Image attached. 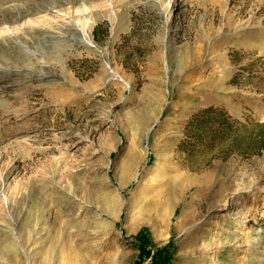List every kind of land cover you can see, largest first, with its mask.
<instances>
[{
  "label": "rangeland",
  "instance_id": "374dc122",
  "mask_svg": "<svg viewBox=\"0 0 264 264\" xmlns=\"http://www.w3.org/2000/svg\"><path fill=\"white\" fill-rule=\"evenodd\" d=\"M0 32V264H264V0H0ZM222 96L248 150L178 156Z\"/></svg>",
  "mask_w": 264,
  "mask_h": 264
},
{
  "label": "trees",
  "instance_id": "16d2710c",
  "mask_svg": "<svg viewBox=\"0 0 264 264\" xmlns=\"http://www.w3.org/2000/svg\"><path fill=\"white\" fill-rule=\"evenodd\" d=\"M100 27V25L95 27L94 34ZM261 125L250 116L242 119L234 118L221 104L201 107L187 119L183 136L177 146V155L182 158H198L210 154L215 157H226L232 153H245L248 148L243 147L244 137ZM257 138L261 139L262 136L258 135ZM256 148L258 151L260 146ZM134 238L141 256H149L151 250L147 247L153 244L147 228H141ZM169 246L170 242L159 248L156 247L151 256V264H169Z\"/></svg>",
  "mask_w": 264,
  "mask_h": 264
},
{
  "label": "bare ground",
  "instance_id": "6f19581e",
  "mask_svg": "<svg viewBox=\"0 0 264 264\" xmlns=\"http://www.w3.org/2000/svg\"><path fill=\"white\" fill-rule=\"evenodd\" d=\"M77 23H78V25H79V30H80V35H79V40H78V42H81V43H83V44H85V45H89V46H92V44L90 43V40H89V33H88V27H89V20L86 18V17H83V18H79L78 20H77ZM5 30L4 29H2V32H4ZM1 33V32H0ZM245 37H247V34H246V31L244 30V31H239L238 33H235L234 35H232L230 38H231V42L233 43V42H236V41H239V40H241V39H244ZM217 53H215V55H216ZM221 83L222 81H217V84L218 83ZM5 87L4 86H2V85H0V93L1 92H6L5 91V89H4ZM8 96V95H7ZM223 101H228V103H229V99H227L226 97H219V98H217L216 100H215V104H219V103H221V102H223ZM170 155V154H169ZM158 165V162L157 161H155L154 162V164H153V166L152 167H154V166H157ZM138 173H136V175H137ZM135 178H136V176H135ZM243 203L245 202V201H242ZM224 208H226V207H224ZM255 210H256V206H254V207H251L250 208V212L248 213V215L249 214H253L254 212H255ZM249 226V224H246V226L245 227H248ZM17 239H18V237H16ZM15 249H16V245H15V243H13V242H8L7 243V245H6V250H8L9 252H11L12 254H15L14 252H15ZM14 251V252H13Z\"/></svg>",
  "mask_w": 264,
  "mask_h": 264
}]
</instances>
